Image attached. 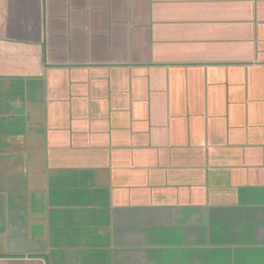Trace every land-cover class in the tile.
I'll return each mask as SVG.
<instances>
[{"label": "crops", "instance_id": "obj_1", "mask_svg": "<svg viewBox=\"0 0 264 264\" xmlns=\"http://www.w3.org/2000/svg\"><path fill=\"white\" fill-rule=\"evenodd\" d=\"M0 264H264V0H0Z\"/></svg>", "mask_w": 264, "mask_h": 264}]
</instances>
